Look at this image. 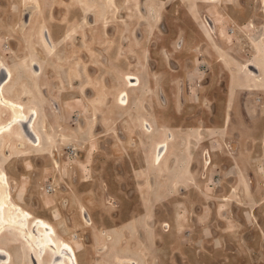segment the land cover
<instances>
[{
	"label": "rangeland",
	"instance_id": "374dc122",
	"mask_svg": "<svg viewBox=\"0 0 264 264\" xmlns=\"http://www.w3.org/2000/svg\"><path fill=\"white\" fill-rule=\"evenodd\" d=\"M34 1L0 0L5 95L43 129L40 146L19 128L0 144L13 200L84 262L264 264V75L248 66L264 72L260 0ZM168 133V157L148 167Z\"/></svg>",
	"mask_w": 264,
	"mask_h": 264
},
{
	"label": "bare ground",
	"instance_id": "6f19581e",
	"mask_svg": "<svg viewBox=\"0 0 264 264\" xmlns=\"http://www.w3.org/2000/svg\"><path fill=\"white\" fill-rule=\"evenodd\" d=\"M202 1L205 4L210 5V4H213L216 0H202ZM34 3L35 4H33V5L39 6L38 0H35ZM260 5H261L260 11L264 17V0H260ZM191 9H190V11H193V9L192 10ZM191 15H192V13H191ZM192 17H193V15H192ZM27 18H29L28 15H27ZM33 37H34V35H33ZM44 38H45V35H44ZM47 40H49V38ZM43 47H44V45H43ZM45 49H46V47H45ZM263 58H264V54H263ZM220 60L223 61V58H220ZM34 66L36 67L37 64H35ZM248 66L252 67L256 74H260V76L264 75V72H262L261 67L259 64H257V62L256 63H250ZM10 67H12V66H10ZM11 69L9 67L4 66L3 64L0 65V105L8 106L11 109L9 112V121L5 124H0V144L5 143L6 139L15 135L14 133H16V130H18V128H19L20 134H18L17 137L19 135L23 136L25 139H27L28 142L32 143V145L40 146L41 145V139H42L41 138V132L43 131V129L42 128L40 129L36 123V120L38 117L37 110L33 108V109H30L29 112H27L25 110L24 105H22L21 103H18L16 101L12 100L11 98L7 97V94L5 95V92H6L4 90L5 86H7V84H9V85L11 84L9 82L13 79V76H14V73L12 71L13 69L12 70ZM16 73H17V71H16ZM2 74H4V75L2 76ZM83 74H84V72H83ZM250 75H255V74H253L251 72ZM15 76H16V74H15ZM260 76H257V79H256L257 81L260 80ZM135 82H138V83H135ZM138 85H139V79L137 77L132 76V75L128 76L127 86L129 87V89H130V87H136ZM119 96H120L119 99L122 100V101L120 100L119 103L122 105H125V103L123 101L125 100V97L128 99L127 92L123 90L119 93ZM211 111H213V110H211ZM227 119L228 118L225 117L224 121L226 122ZM145 126L148 130H150L151 126H149L148 124H146ZM147 133H149V132H147ZM151 134H152V129H151ZM145 135H146V133H145ZM17 137L15 138L16 140H18ZM149 137H150V135H149ZM171 137H172V135L170 133H168L167 139L156 142V144L153 147V156H151V158L149 159V162L146 164L148 167L150 166V167L159 168L162 166L165 159L169 155L170 149H169V143L167 140L170 139ZM154 139H156V138H154ZM17 145L22 147V146H25L26 143H24L23 141H19L17 143ZM11 146L13 147V145H11ZM15 155H17V154H15ZM178 155H175L174 153L173 154L171 153V155H170L171 158L176 163L180 162L179 161L180 157H177ZM183 155H185V154H183ZM13 157H15V156H13ZM20 158H21V156H20ZM209 159H210L209 156H208V159L205 158V164L208 165L211 163V160H209ZM146 165H145V167H146ZM163 168H165V167H163ZM182 176L184 177L183 179H186V178L188 179V177L191 178V176H192L191 170L185 169V174L182 175V172H181L178 174L177 178H181ZM194 180H195V178H194ZM11 184L12 183L9 179V176H8L6 170L4 168H2V166L0 165V264H93V260L91 257L88 259L87 262H84L83 260H81L79 253L83 251V248H78V246L77 247L75 246V243L65 239L63 237V235H61L58 232L57 228L55 227V225L53 224L52 221L46 220V219H44V217H41V216L36 215L35 213H33L27 209H24L22 205L16 203L12 198L13 188H12ZM145 215H146V213H145ZM75 216L86 227H90V225L93 223L90 215L87 213V209L84 206H81L77 210V212L75 213ZM95 222H97V221H95ZM163 222H165V221H163ZM167 226H168V223L163 224L164 231L167 230L166 229ZM111 229H113V228H111ZM119 232L120 231H118V233ZM120 235H122V234H120ZM150 235L151 234H149V236ZM78 237H80V236H78L77 234H74L75 239ZM115 238H116V234H115ZM118 239H119V237H118ZM113 251H115V250H113ZM48 261H49V263H47ZM243 262H245V260ZM130 264H138V263H137V261L132 259L130 261ZM139 264H140V262H139ZM208 264H210V263L208 262Z\"/></svg>",
	"mask_w": 264,
	"mask_h": 264
},
{
	"label": "water",
	"instance_id": "95a60500",
	"mask_svg": "<svg viewBox=\"0 0 264 264\" xmlns=\"http://www.w3.org/2000/svg\"><path fill=\"white\" fill-rule=\"evenodd\" d=\"M251 69V68H250Z\"/></svg>",
	"mask_w": 264,
	"mask_h": 264
}]
</instances>
